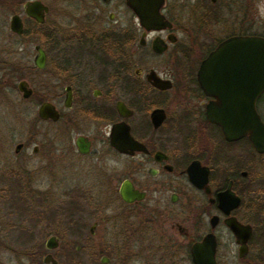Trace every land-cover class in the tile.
Segmentation results:
<instances>
[{"label":"flooded vegetation","instance_id":"flooded-vegetation-1","mask_svg":"<svg viewBox=\"0 0 264 264\" xmlns=\"http://www.w3.org/2000/svg\"><path fill=\"white\" fill-rule=\"evenodd\" d=\"M28 1L47 8L43 23L24 14ZM59 1L16 0L24 18L13 15L24 28H58L65 23L49 15ZM76 1L55 52L39 45L44 68L36 53L29 61L35 77L24 100L36 111L14 155L31 149L37 161L0 176L18 177L34 210L72 206L68 219L79 228H37L43 241L27 264H196L207 237L215 264H264V151L251 132L228 140L222 127L226 93L249 100L257 78L245 66L207 62L228 41L219 58L232 60L241 38H264L262 0ZM44 103L56 121L38 116ZM254 107L264 124V90ZM40 180L48 185L35 187Z\"/></svg>","mask_w":264,"mask_h":264},{"label":"rangeland","instance_id":"rangeland-1","mask_svg":"<svg viewBox=\"0 0 264 264\" xmlns=\"http://www.w3.org/2000/svg\"><path fill=\"white\" fill-rule=\"evenodd\" d=\"M15 1L0 0V173L5 171L1 170L4 167L18 171L19 168L37 161V159L32 158L31 149L22 152L19 156L14 155L15 145L27 143L30 135L28 124L30 119L35 116L36 111V107H32L28 101L22 99L21 94L17 91L19 81L29 82V79L35 77L30 74L28 69L24 70V65L21 64L25 61H33L35 45L44 46L45 49L53 48V52H55L62 26H65L69 19L75 15L78 7L76 0H60L53 5L54 11L49 15V20L65 24L58 28H36L32 26V23L25 22V27L29 28L31 35L21 44H17L11 38L12 34L9 32L8 23L16 11L23 18L24 15L20 12L21 8L17 10ZM47 2L52 3L53 0H47ZM259 7H261V11L258 13V19L264 22V0L259 3ZM141 54L143 53L141 52ZM135 58L137 59V57ZM145 61L149 60L145 59ZM147 63H154V61ZM6 71L8 72L7 76H5ZM18 72L21 73L20 79L17 78ZM13 75L16 78H13ZM10 78L12 82L9 80ZM5 80L7 81L6 84L4 83ZM50 133L54 132L51 131ZM6 159L10 160L8 164L4 165ZM17 179L18 177L15 176L12 180H4L0 176V264H27V253L32 251L35 244L43 241L42 231H37V228L44 229L43 231H52L57 228V225H60L64 231L62 233H76L79 228L78 222L68 219L69 213H74L72 206L53 203L41 206L40 209L43 211L34 210L33 205L27 199L26 191L24 192L18 187ZM47 185L46 181L40 180L35 187L45 188ZM81 210L85 211L82 214H87L86 211L88 210L85 207H81ZM40 218L44 219V226L35 224L36 220ZM90 222L91 219L85 215L83 225L86 226L81 233H88ZM31 230L37 233L34 238L27 233ZM67 235L72 236V234ZM231 251L234 253L233 250ZM232 261L235 260L231 259Z\"/></svg>","mask_w":264,"mask_h":264},{"label":"water","instance_id":"water-1","mask_svg":"<svg viewBox=\"0 0 264 264\" xmlns=\"http://www.w3.org/2000/svg\"><path fill=\"white\" fill-rule=\"evenodd\" d=\"M23 10L27 17L34 19L39 24L43 23L44 12H47V8L39 1L26 2ZM135 11L138 13L137 10ZM8 29L13 35L21 36L23 34L24 25L19 15H13L10 17ZM229 44H231L230 41L221 45L219 49H217V51L212 54L207 62H214L216 64L219 62H225L226 64H236L242 71H244L246 68L248 71L250 70L252 76L257 78V84L254 85L256 86L255 91L249 94L250 98L246 101L244 94L237 95L236 93L233 95V99H228L229 93H226L227 99L224 104L225 120L222 122V127L228 140L237 139L245 133L251 132V140L254 142L257 150L259 152H263L264 124L255 110L254 100L264 90V38H241V40L238 41V47L241 48V58L232 60L229 58H219V55L224 53L225 48H227ZM34 51L36 53L34 64L38 69H43L45 53L39 45L34 47ZM206 63L201 65L198 74V79L201 86H203V75L206 69ZM17 90L21 94L22 99H27L30 96V90L28 89L25 80L18 82ZM240 100L241 103L239 102ZM38 116L43 120L56 121L58 119V112L51 104L44 103L38 109ZM19 148L20 145H18L16 149L18 150ZM116 148L120 147L117 146ZM232 229L235 232L238 231L239 224L232 226ZM234 234L238 236V233ZM214 246V241L210 237L205 238L204 243L198 244L194 249L195 263L215 264Z\"/></svg>","mask_w":264,"mask_h":264},{"label":"trees","instance_id":"trees-1","mask_svg":"<svg viewBox=\"0 0 264 264\" xmlns=\"http://www.w3.org/2000/svg\"><path fill=\"white\" fill-rule=\"evenodd\" d=\"M31 35V31L29 30V28H27V27H25L24 28V32H23V34L21 35V36H16V35H12V39L13 40H15V43L17 42V44H21L22 42H24L29 36ZM41 46V45H40ZM13 53V52H12ZM16 54H17V52H16ZM19 62V61H18ZM18 64H20V62L18 63ZM18 64L16 65V67L18 66ZM21 65H24L23 66V69L25 70V69H28L29 68V62L28 61H25L23 64H21ZM23 69H20V70H22L23 71ZM19 70V71H20ZM21 73L20 72H18L17 73V78L18 79H20V75ZM23 79L25 78L24 76L22 77Z\"/></svg>","mask_w":264,"mask_h":264}]
</instances>
